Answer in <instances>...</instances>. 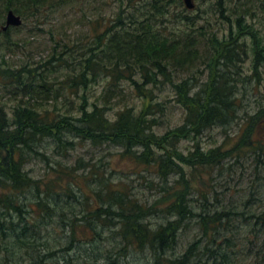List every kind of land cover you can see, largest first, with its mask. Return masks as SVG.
<instances>
[{"label": "trees", "instance_id": "1", "mask_svg": "<svg viewBox=\"0 0 264 264\" xmlns=\"http://www.w3.org/2000/svg\"><path fill=\"white\" fill-rule=\"evenodd\" d=\"M88 1L91 0H0L3 37L0 47L8 46L11 32L18 30L1 31L8 10L20 15L24 22L28 18L37 22L50 12L86 5ZM113 1L118 4V12L112 21L100 24L95 20L93 34L78 41L77 46L55 42L46 61L27 60L13 66L0 55V187L19 193L33 191L39 203L42 193L52 199L50 203L60 202L64 187L71 186L61 181L75 179L72 173L61 172L76 168L69 169L56 162L52 171L59 174L49 181L27 176L24 165L32 155L48 160L39 151L41 142L49 139L54 150L64 156L74 148V142L65 138L67 135L95 144L109 142L123 148V157L145 167L153 166L162 181L175 176V181L164 183L161 190L165 201L172 200L164 212L173 216L174 221L157 232L146 231L137 220L139 215L125 213L121 199L127 194L123 192L113 196L120 198L115 201L121 205V213L116 214L108 207L93 217L117 216L135 240L155 241L164 249L172 245L179 229L189 227L193 218L196 239L178 261L170 260V264H264V92L258 90L264 79V37L247 29L253 26L241 28V34H249L253 40V70L244 78L237 68L248 50L246 45L241 52L232 48L230 43L234 39H229L230 30L223 40L204 27L186 28L178 33L155 27L158 21L168 24L177 19L171 8L182 6L181 0ZM153 1L158 3L157 7ZM138 2L146 11L156 7L157 14L147 12L144 18L135 15ZM222 2L227 5L226 0H219L216 5L222 6ZM255 15L259 23H264V2L256 6ZM121 20L124 27L118 31L116 26ZM139 23L146 27L138 28ZM102 24L106 26L101 28ZM176 68L200 70L207 80L200 91L193 93L191 82L184 79L173 84V99H160L154 92L164 87L166 81L171 82ZM227 75L242 77L241 85L245 81L255 82L259 98L252 110H245L246 98L243 94L239 96V82L231 81ZM59 77H63L62 81ZM99 79H108L107 86L99 97L91 96L86 91ZM120 81L130 83L141 107L119 102L122 105L110 119L107 116L112 107L110 86L117 87ZM45 86L48 93L38 97L42 103L51 100L50 108L34 109L26 97L31 99ZM10 95L18 98L16 102L10 98L13 104L7 107L2 100ZM172 101L173 107L182 110V124L159 136L154 128L163 124L166 114H171ZM241 106L244 115L239 121L236 112ZM72 109L77 114H71ZM235 123L238 130L232 142L201 150L204 147L199 137L206 131L214 128L226 131ZM182 139L191 141L189 148L180 149ZM230 160L234 163H229ZM217 185L224 190L219 191ZM191 195H197V199H191ZM235 195L239 199L235 200ZM76 224L73 221L70 226L74 239L78 235L74 232Z\"/></svg>", "mask_w": 264, "mask_h": 264}, {"label": "rangeland", "instance_id": "2", "mask_svg": "<svg viewBox=\"0 0 264 264\" xmlns=\"http://www.w3.org/2000/svg\"><path fill=\"white\" fill-rule=\"evenodd\" d=\"M195 8L193 10H186L184 6H175L171 8L172 12L177 15L176 20H172L171 23H164L158 21L155 23L156 28L166 27L167 31L178 33L186 28L204 27L205 31H213L220 37L227 36L230 32L231 37L229 39L234 42L230 43L232 48L236 51L241 52L243 45H246L248 54L241 56L242 62L239 63L238 70L240 74L245 78L253 70L251 65L252 61V47L253 40L249 34H241V28L253 26L248 28L254 33L264 37V23H259L257 15H255L256 6H260L264 0H226L227 5L218 6L216 5L219 0H193ZM156 7L157 2H152ZM137 3L138 9L134 11V14L140 18H144V14L150 12L151 14H157L156 7L145 10ZM142 5V4H141ZM172 5V4H171ZM143 6V5H142ZM144 7V6H143ZM118 12V4L113 0H91L86 5H77L74 8H64L62 11L50 12L47 16H42L37 22L32 18H28L24 25L14 30L10 34V41L8 46L0 47V55L4 57L5 61L9 65L19 66L25 61L40 62L46 61L55 42L63 41L71 46H77V42H82L90 37L92 28L95 20L108 24L112 21ZM188 17L189 19H183L182 17ZM229 18V19H228ZM100 25L104 28V25ZM232 24V25H231ZM124 25V21L117 23L116 30L120 31ZM157 25V26H156ZM124 27V26H123ZM138 28L146 27L143 23L137 24ZM155 28V29H156ZM109 30V28H108ZM230 30V31H229ZM237 30L240 33H235ZM229 31V32H228ZM108 34H112L108 33ZM3 37L0 36V44H2ZM176 75H171V82L166 81V85L160 90H156L154 94L159 96L160 99H173L175 97V89L173 84L180 83L184 79H188L193 86V93L200 91L203 84L207 80V76L204 72L193 69V68H182L175 69ZM251 74L250 76H252ZM61 76V75H59ZM228 76V75H227ZM63 77H59L62 81ZM231 81L239 82V96L243 94L246 98L245 110H252L256 104V100L259 98L257 89H255V82L243 83L242 77L240 76H228ZM251 78V77H250ZM163 80V77H159ZM108 79H99L98 82L92 83L87 89V93L91 96L99 97V94L106 88ZM258 90L264 92V79L260 81ZM244 86V88H243ZM113 90L111 98V109L107 113L110 119H113V115L118 111L119 106L122 103L128 105L135 104L137 108L141 107V101L138 98V94L132 91L130 83L127 81H120L117 87L110 86ZM196 90V91H195ZM120 91V92H119ZM48 93L47 87L43 88L42 92L38 94L35 92L30 98L27 95L26 102L34 109H40L41 106L49 107L51 100L42 103V99L38 96ZM81 93V91H80ZM256 93V94H255ZM18 95V93H16ZM2 100L7 107L16 102L17 98L14 95L5 96ZM13 100H11V99ZM249 99V101H247ZM72 100H76L75 96H72ZM123 100V101H121ZM120 104V105H115ZM170 108L175 105L174 101L170 102ZM50 108V107H49ZM173 111L166 114L163 118V124L159 127L154 128V132L163 136L166 130L174 128L182 124V110L178 107H173ZM71 114H77L76 109L70 111ZM238 120L240 121L244 115V107L241 106L237 109ZM238 125L235 123L231 129L223 131L220 128H214L211 131H206L199 139L202 142L201 150L207 151L210 147H215L217 144L223 142L230 143L235 138L237 133ZM69 140L74 142V148L67 151V155L64 156L56 152L49 139L42 141V145L39 151L44 153L48 160L42 159V157L36 158L32 155L30 160L24 165V171L29 174L32 178L40 179L42 181L50 179L53 175L59 174L52 171V167H55V163L58 162L63 166L75 167V170H65L61 173H72L73 176L79 177L77 180H73L70 189L64 188L65 196L60 202L50 203L52 199L41 198V202L37 204L43 206L51 205L56 210L66 214L68 217L79 219L89 226L85 225L75 226L74 232L76 241H73L70 233V226L67 221L65 224L60 223H49V226L42 227L40 237H34L31 241L34 247L30 248L22 245L24 248H19L21 243H18V236L11 230V222L16 220V212L4 209L1 212L0 207V264H39L37 261V253L52 251H59L55 253V257H50L46 264H92L93 259H97L101 264H147V260L151 264H169L170 260L178 261L179 257L183 255L187 247L196 239V229L193 225L194 219H191V223L188 228H181L177 231L175 242L171 245L170 249L157 257V254L153 252L150 246L139 245L132 243L130 247L127 244H121L127 248V252L124 253L125 257L122 259L113 258L112 263H107L109 259H105L109 255V251H122V248L118 245V242L122 241L123 238L119 235V228L123 225V221L118 219L117 216H106V219H97L93 216L99 212L102 207L110 208L111 211L116 214L121 213V205L116 203L114 197L111 200L106 193L108 189L116 192L117 188H123L128 193L129 198L137 200L139 203L147 204L146 206H154L153 209L158 214L154 213L146 218V222L152 229L159 226L165 225L168 221L174 219L170 214H165L163 210L170 205L172 200H164L161 190L165 186L164 183L171 184L175 181V176H169L166 181H162L157 176V171L153 166L145 167L143 164L133 161L131 158L123 157V148L112 144L103 143L95 144L89 141H81L74 137L67 135ZM191 141L189 139H182L180 142V149L184 150L189 148ZM139 152V149L136 148ZM229 163H234V160H230ZM221 180V179H219ZM218 180V182H219ZM49 181V180H48ZM58 182V181H57ZM63 181H61L62 183ZM67 182V181H65ZM219 191H223L222 186L217 185ZM55 189H52L54 191ZM2 190L0 189V192ZM239 191V190H238ZM100 194V195H99ZM35 193L33 191L24 192L19 194L11 195L14 205L11 208H18L22 202H32L34 200ZM69 195V196H68ZM195 196V197H192ZM235 200L239 199L238 195L233 196ZM191 199L196 200L197 195H191ZM120 199V198H119ZM106 201V203H105ZM159 201V203H157ZM104 202V203H103ZM111 202V203H110ZM122 207L126 208V214H133L135 217L138 216V211L135 208L129 210L127 201L121 199ZM157 203V205H154ZM29 212V211H28ZM163 212V213H162ZM31 213V212H30ZM18 225L19 232L22 234V240L27 239L28 232L25 231L27 222L25 217L21 213ZM9 216V218L7 217ZM169 217V218H168ZM103 218V217H101ZM138 222L140 220L137 218ZM36 221V220H35ZM141 224V223H139ZM89 229L85 231L83 229ZM13 232V234H12ZM19 239V238H18ZM27 242V241H22ZM136 242V241H135ZM147 242V241H145ZM32 247V246H31ZM65 251H60V250ZM119 257V256H118ZM128 257V258H126ZM152 259V260H151ZM170 259V260H169ZM159 261V262H157Z\"/></svg>", "mask_w": 264, "mask_h": 264}, {"label": "flooded vegetation", "instance_id": "3", "mask_svg": "<svg viewBox=\"0 0 264 264\" xmlns=\"http://www.w3.org/2000/svg\"><path fill=\"white\" fill-rule=\"evenodd\" d=\"M19 204H21L18 207L20 209V211H18L17 208L16 209H10V210L18 211V213L16 212V220L11 222V225H12L11 230L19 238L18 239L12 232L13 236L17 239V246H18V243H21L19 245V248H24L22 245H25L27 247L33 248L34 247V245H33L34 241H31V240L34 237H36V236L40 237V238H43V236H41V232H42L41 228L44 227V226H47V225L49 226V223H51L52 221H53V223H57L58 222L60 224H65V221H66L65 220L66 219L65 218V214H63L60 211L61 209H58L54 213H50V208H52V207L48 208V206H51L49 204L47 206L44 205V204H43V206H41V205L37 204L34 201H32V202H22V203H19ZM142 204H139L138 206L142 207ZM126 205L130 209L137 206V205L132 204V203H127ZM4 209L5 208H2L1 212H4ZM105 209H106V207H105ZM19 213H21L23 215V217H25V220L28 223V226L25 227V231L28 232L26 240H22L21 239L22 238V234H20V232H19V225H18V220H19V217H20ZM138 215H139L138 217H139L140 223L141 224H146L147 223L146 222L147 215L146 214H141V213H139ZM7 217L9 218V216H7ZM125 239H126V237L122 241H120L118 243H122ZM22 241H27V242H22ZM134 243L138 244V242H135V241H134ZM60 251L63 252L65 250L62 249ZM127 251L128 250L120 251V252H118V251H109L108 252L109 255L107 257H105L104 260L105 259H109V261L107 263H110V262L112 263V261H110V260H112L113 258L122 259L120 257H125L124 253H126ZM57 252H59V251H55V252L52 251V253L51 252L50 253H48V252L37 253L38 256H37L36 263L46 264V262L50 259V257H55L56 256L54 254L57 253ZM126 258H128V257H126ZM93 260H94V262L92 264H101V262H99L100 260L99 261L97 259H93ZM147 264H151L149 260H147Z\"/></svg>", "mask_w": 264, "mask_h": 264}, {"label": "water", "instance_id": "4", "mask_svg": "<svg viewBox=\"0 0 264 264\" xmlns=\"http://www.w3.org/2000/svg\"><path fill=\"white\" fill-rule=\"evenodd\" d=\"M186 8L192 9L194 7L192 0H183ZM22 24V19L20 16L16 15L12 11H9L6 15V25L2 28V30H6L9 26L18 27Z\"/></svg>", "mask_w": 264, "mask_h": 264}, {"label": "bare ground", "instance_id": "5", "mask_svg": "<svg viewBox=\"0 0 264 264\" xmlns=\"http://www.w3.org/2000/svg\"><path fill=\"white\" fill-rule=\"evenodd\" d=\"M9 11H12L13 13H15L12 9H10V10H8V12ZM2 24V23H1ZM184 81V80H183ZM196 91V90H195ZM10 112V111H9ZM71 130V129H70ZM104 203V202H103ZM105 203H106V201H105ZM111 203V202H110ZM126 205V204H125ZM24 208V207H23ZM130 209V208H129ZM163 213V212H162ZM166 213V212H165ZM169 218V217H168Z\"/></svg>", "mask_w": 264, "mask_h": 264}]
</instances>
